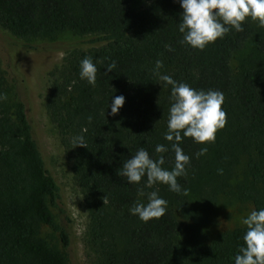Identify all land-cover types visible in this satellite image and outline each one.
Instances as JSON below:
<instances>
[{
	"label": "trees",
	"instance_id": "16d2710c",
	"mask_svg": "<svg viewBox=\"0 0 264 264\" xmlns=\"http://www.w3.org/2000/svg\"><path fill=\"white\" fill-rule=\"evenodd\" d=\"M146 1L135 11L131 0H0V29L21 40L86 38L65 48L48 72L45 107L87 210L85 243L94 264H233L245 226L223 223L208 233L205 210L225 199L244 206L245 217L264 207V27L247 19L243 31L230 29L195 50L181 43L178 0ZM247 44L259 59L235 71L232 60ZM20 54L0 43V94L6 97L0 100V264H75L72 235L56 220L63 213L60 189L33 137L27 86L12 64ZM86 56L97 68L95 86L79 77ZM157 60L159 74L224 96L226 124L206 154L197 156L204 145L191 138L180 142L190 157L187 174L177 177L186 193L164 184L145 187L144 179L129 184L119 175L141 147L153 159L163 155L162 167L174 166V152L163 138L171 86L153 71ZM113 61L115 68L106 72ZM119 95L124 104L109 115ZM76 136H83L85 146L74 147ZM156 144L168 151L156 153ZM152 191L167 201V209L159 219L142 222L129 210L146 204Z\"/></svg>",
	"mask_w": 264,
	"mask_h": 264
},
{
	"label": "clouds",
	"instance_id": "9594fccd",
	"mask_svg": "<svg viewBox=\"0 0 264 264\" xmlns=\"http://www.w3.org/2000/svg\"><path fill=\"white\" fill-rule=\"evenodd\" d=\"M178 3L182 9L178 23L181 43L191 49L203 50L218 38L222 39L230 29L243 31L242 25L247 19L264 27V0H178ZM161 67L162 62L157 60L153 71L159 80L171 86L167 131L163 138L170 142L174 152V166L171 170L162 167L165 162L163 155L153 159L141 147L123 162L119 175L126 177L129 184L139 185L144 179L145 187L164 184L169 191L186 193L187 189H182L177 183V177L187 174L190 157L183 152L180 142L182 137L191 138L193 143L204 145L197 156L206 154L207 145L215 142L216 132L226 124V113L222 109L224 96L218 90H197L175 81L170 75L159 74ZM113 68L114 61L106 67V72ZM96 73L97 68L91 57L86 56L79 62V77L89 85L95 86ZM5 98L0 94V100ZM123 104L122 95L112 98L109 115L118 114ZM88 119L90 121L91 117ZM73 144L74 147L85 146L83 136H76ZM154 151L165 153L168 149L164 144H156ZM217 171L221 173L222 169ZM166 209L167 201L152 191L146 204L136 203L129 211L142 222H148L159 219ZM241 223L245 226L243 243L231 258L233 264H264V207L251 210Z\"/></svg>",
	"mask_w": 264,
	"mask_h": 264
},
{
	"label": "rangeland",
	"instance_id": "374dc122",
	"mask_svg": "<svg viewBox=\"0 0 264 264\" xmlns=\"http://www.w3.org/2000/svg\"><path fill=\"white\" fill-rule=\"evenodd\" d=\"M147 5L146 0L130 2V7L135 11L144 9ZM256 24L259 26L258 22ZM85 39V37L71 34H61L53 39L21 40L0 29V43L21 50V54L13 59L12 64L23 76L27 86L26 113L32 126L33 137L38 144L46 168L60 189V207L63 213L58 215L56 220L60 227L72 235L77 257L75 264H94L95 262V254L85 243L89 219L75 182L71 161L60 144L55 127L48 119L45 97L48 88V72L61 62L65 48L80 44ZM27 45H34L39 49L23 50L22 48ZM255 59H259V56H256L251 45L247 44L244 50L234 56L232 68L236 71L243 62L248 63ZM244 210V206L235 203L232 199L212 203L205 210L207 223L204 228L211 233L218 224L231 225L241 222L245 217ZM52 238L55 241L54 236Z\"/></svg>",
	"mask_w": 264,
	"mask_h": 264
}]
</instances>
